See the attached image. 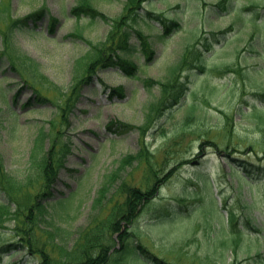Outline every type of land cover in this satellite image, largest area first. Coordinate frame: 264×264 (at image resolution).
Here are the masks:
<instances>
[{
	"label": "rangeland",
	"instance_id": "obj_1",
	"mask_svg": "<svg viewBox=\"0 0 264 264\" xmlns=\"http://www.w3.org/2000/svg\"><path fill=\"white\" fill-rule=\"evenodd\" d=\"M90 1L95 8L111 17L122 14L123 0ZM153 1V7L160 8L163 14L167 13L172 18L181 17L183 28L162 38L158 36L160 22L153 20L156 26L143 22L141 28L151 36L149 41L155 51L154 57L147 59L141 50L136 49L132 55L140 68L134 76L122 73L115 66H101L94 74L93 81L85 86L79 85V95L71 96L74 84L87 72V63L94 54L91 50L97 51L106 40L110 26L100 18L76 17L72 9L81 0H0V152L9 171L26 175L38 168L40 158L37 162L33 152L41 129L51 134L42 147L41 156L54 140L59 148L63 146L59 152L64 151L67 161L66 168L61 171L57 191L72 194L73 199L63 210L65 218L62 222L72 232L76 233L85 225L106 173L116 169L123 156L136 150L141 142L149 143L151 149L157 150L165 141V135L172 133L170 121L172 116L179 118L182 115V106L172 113H169L168 108L166 115L157 120L155 118L154 126L145 127L144 133L138 129L114 133L108 124L112 120L146 124L147 106L157 104L160 97L159 87H148L145 78L165 80L166 74L179 63L188 47L203 46L211 41L201 62L206 63L208 68L232 64L233 70L230 71H210L212 84L218 90L213 104L228 111L231 125H234L239 135L250 138L256 135L250 118L242 120L240 110L258 101L254 93L258 96L264 93L261 92L264 89V0H233L230 10L217 13L212 12L211 5H216L220 0ZM253 3L259 4L260 8H256ZM41 9L46 10L43 19L30 20L27 25H15L18 19ZM53 18L59 20L55 27H52ZM232 25L236 29H230ZM72 34L77 36H70ZM13 44L36 61L41 75L11 68L7 53H12ZM190 70L187 66L176 73L187 82L188 100L192 99L190 94L199 92L203 86V79H196ZM23 78H29L45 99L26 107L24 104L34 96L35 89L32 85L23 88ZM21 87L23 91L14 101L13 96ZM115 87L125 88V98L113 93ZM70 100L75 108L69 116V123H66L61 107ZM224 122L218 128H213L208 136L226 147L230 145V139H225L224 133L228 126ZM160 128L165 131L162 132ZM232 133L229 132V136L236 141L230 149L237 146L240 152L246 151L247 146L240 145L234 131ZM69 142L71 149L66 148ZM200 143L197 134L182 137L180 144L172 142L173 146L178 145L174 147V159H180V156L196 158L201 150L205 156L198 158L201 164L179 165L171 182L161 188V196L140 212L135 226L142 241L151 251L177 264H228L235 256H239L240 264H264V253L246 259L249 254H256L258 249L264 252V172L252 177V192L248 189V183L242 188L246 192L244 198L252 202L250 206L244 207L235 189L238 180L226 174L219 175L217 167L221 156L215 157L213 147L201 149ZM162 155V152L159 153V156ZM253 159L264 160V151ZM167 160H170V156ZM128 170L127 166L120 173ZM141 170L138 168L134 171L135 181L142 176ZM204 172L209 174L216 186L219 184L220 193L225 196L223 198L227 204L238 210L239 227L253 236L259 234V243L257 239L244 235L243 244H240L236 253L229 247L216 248L218 239L227 232V223L223 224L214 213L199 212L194 200L179 201L180 190L185 183L189 189L202 187V182L195 179V174ZM220 201L223 205V201ZM174 209L180 214L170 219L171 210L173 212ZM254 226H260V232ZM2 239L0 237V241ZM248 244H253L249 250ZM11 253L12 250L3 251V263L23 259L22 252L13 256H10ZM30 264H36V260Z\"/></svg>",
	"mask_w": 264,
	"mask_h": 264
},
{
	"label": "trees",
	"instance_id": "obj_2",
	"mask_svg": "<svg viewBox=\"0 0 264 264\" xmlns=\"http://www.w3.org/2000/svg\"><path fill=\"white\" fill-rule=\"evenodd\" d=\"M123 2L122 14L118 17H111L103 11H99L90 0H81L72 9V13L78 18L88 16L93 20L103 19L110 29L106 40L97 48V51L91 50L94 54L91 55L93 58L87 63V74L74 84L71 96L79 95V85L85 86L86 83H91L94 74L101 66L104 68L115 66L122 73L130 77L134 76L140 68L132 55L136 49L141 50L147 59L154 57L155 51L149 41L151 36L141 28L143 22L152 26H156L153 20L160 22L161 28L158 36L162 38L183 28L184 21L181 17L172 18L167 13L163 14L164 11L160 8L153 7L155 4L153 0H123ZM232 6L233 0H220L216 5H211V9L216 13L225 12ZM254 6L256 7L255 3ZM45 13V9L38 10L21 20L18 19L15 25H26L31 19L40 20L45 16ZM52 21V27H54L58 19L53 18ZM230 29H236L235 25H232ZM71 36L77 35L72 34ZM210 44L212 42L207 41L203 46L188 47L179 63L175 67H171L166 74L165 80L157 79L155 81L149 77L145 78L148 87L156 85L159 87L160 97L157 104L153 103L147 106L146 124L135 125L121 120H112L108 124V128L113 129L114 133L122 134L137 129L144 133L151 124L154 126L157 118L166 115L168 108L169 113H172L175 111L174 108L184 107L179 118L172 116L170 121L172 133L165 135V141L157 150L151 149L149 143L141 142L136 150L128 152L120 159L116 169L106 173L104 181L97 191V196L93 200L87 222L76 233L62 223L65 218L63 210L67 209V203L73 199L72 194L57 191L61 171L66 168L67 161L64 151L59 152L63 146L59 148L58 143L54 140L41 156L42 147L51 135L46 129H41L36 137L33 152V158L37 162L40 158L38 168L35 171L27 172L26 175L9 171L0 152V237L3 238L0 241V264H30L32 260H36V264H177L151 251L142 241L135 223L140 212L151 201L159 195L161 196V188L171 182L177 173V168H180L179 165L182 167L191 163L201 164L198 158L205 156L203 150L196 158L188 159L181 156L180 159L173 158L174 147L178 146H173V144H180L181 138L190 134H197L200 138L201 149L204 147L215 148L216 155L221 156L219 157L221 162L217 167L218 174H226L232 179H237L238 184L235 189H237L239 199L241 198V203L244 207L252 204L250 200L244 198L245 193L242 188L248 183L251 189L252 177L258 172H264V160L253 159L255 155L258 156L264 151V93L256 95L259 103L255 101L250 107L240 110L242 120L250 118L256 135L253 138L239 135L234 125H231V116L228 111L213 104L218 90L212 84L209 71H230L232 64L223 65L224 67L222 65L214 66L212 69L207 68L201 60ZM7 54L13 70L22 69L36 73L37 76L41 75L36 61L21 50L13 48L12 53ZM187 66L191 68L194 76L203 78V86L200 87L199 92L191 94L193 100H189V102L186 98L183 99L187 93L186 82L176 75L177 71ZM200 71H204L205 75L201 76ZM24 83L23 88L31 87V85L34 87L29 78H25ZM34 89V96L24 104L26 107L45 99L39 88L35 86ZM22 90V88L19 89L15 94L14 101H17ZM112 91L120 98H125V88L115 87ZM68 103L71 105L68 106ZM68 103L61 107L66 123H69V116L75 108V104L71 103V100ZM155 114L157 116H154ZM222 121H225V125L230 128H227L224 133L225 139H230V145H226V147L221 146L220 143L208 136L213 128L221 126ZM145 127L147 128L145 129ZM160 129L162 132L165 131L164 128ZM233 131L240 145L247 146L246 151L240 152V147L237 146L230 149L236 141H234V137L231 139L229 136V132ZM66 145L67 149H71L70 142ZM161 152L164 155L159 156ZM168 156H170V160H167ZM127 166L128 172L120 173ZM138 168L142 169L143 174L138 181H135L134 171ZM195 177L198 182H202V187L189 189V185L185 183L180 190L178 199L179 201L184 200V202L187 199L194 200L197 202L196 207L199 212L214 213L223 224L227 223V232L218 239L219 245L216 248L229 247L236 253L240 244H243L244 235L257 239L256 241L259 243V234L253 236L239 227L238 210L227 204L223 198L224 195L221 198L223 205H220V193L218 192V195L214 189L216 185L209 174L204 172L195 174ZM192 180L193 177L190 181ZM217 189H219V184ZM162 211L165 212L164 209ZM171 213L170 219L180 214L175 209L173 212L171 210ZM207 220L211 222L209 218ZM254 228L258 231L261 229L260 226H254ZM226 238L229 239L225 240ZM252 245L248 244L247 250L252 248ZM10 250H12L10 256L22 252L23 259L3 263V251ZM263 253L258 249L256 254H249L246 259L259 257ZM240 263L239 256H235L228 264ZM201 264L210 263L201 262Z\"/></svg>",
	"mask_w": 264,
	"mask_h": 264
}]
</instances>
